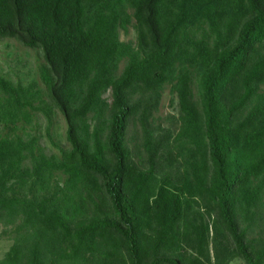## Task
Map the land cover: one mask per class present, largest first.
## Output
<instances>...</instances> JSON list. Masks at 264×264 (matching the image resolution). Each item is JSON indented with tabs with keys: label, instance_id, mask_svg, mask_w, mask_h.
I'll use <instances>...</instances> for the list:
<instances>
[{
	"label": "trees",
	"instance_id": "trees-1",
	"mask_svg": "<svg viewBox=\"0 0 264 264\" xmlns=\"http://www.w3.org/2000/svg\"><path fill=\"white\" fill-rule=\"evenodd\" d=\"M4 39L43 52L71 149L0 134V264H264V0H0ZM167 84L179 184L159 178L148 127ZM0 92V125L29 123L37 95L2 76Z\"/></svg>",
	"mask_w": 264,
	"mask_h": 264
},
{
	"label": "rangeland",
	"instance_id": "rangeland-1",
	"mask_svg": "<svg viewBox=\"0 0 264 264\" xmlns=\"http://www.w3.org/2000/svg\"><path fill=\"white\" fill-rule=\"evenodd\" d=\"M121 39L125 42H135L137 39L135 29L131 27L128 34L121 31ZM44 66L45 59L41 50L27 48L15 39L0 40V76L16 85L21 84L25 88H30L37 95V99L40 100L35 101L34 106L36 109H27L31 114V121L29 123L22 121L17 125L16 129L5 128L1 124L0 134L2 137L9 136L14 140L20 137L27 146L34 149L35 153H44L50 158L59 161L64 153L70 151L71 146L67 140V123L65 118L58 110L54 108L50 110L47 88L41 78V69ZM124 66L125 63H122L121 70ZM171 89L170 84L164 87L157 109L150 118L148 127L153 132L154 139L157 141L163 140L166 147L164 155L160 156L159 154L157 158V166L159 164L157 174L159 178L169 176L175 184H179L177 181L185 177V170L190 168L187 163L188 147L176 140L181 128V113L178 97ZM194 89L197 93V87H194ZM260 91L264 93V85L261 86ZM3 100L4 96L0 92V104ZM138 130L141 142L143 132L141 128ZM131 135L132 133H130ZM167 138L168 143H166ZM143 152L144 157L147 158L144 149ZM145 167H149L147 162ZM188 173L191 174L190 171ZM63 179V173L55 172L52 187L56 189L57 184L62 186ZM28 190L27 186L24 189L25 193H29ZM206 220L211 221L212 218L206 215ZM3 230L4 227L0 224V259L5 256L13 244V235L9 230L7 233H3ZM229 264H245V262L240 258H235Z\"/></svg>",
	"mask_w": 264,
	"mask_h": 264
}]
</instances>
